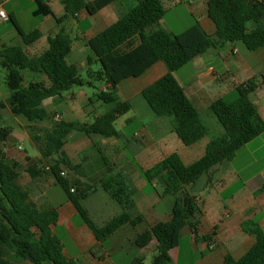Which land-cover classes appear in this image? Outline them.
<instances>
[{
	"label": "trees",
	"instance_id": "trees-1",
	"mask_svg": "<svg viewBox=\"0 0 264 264\" xmlns=\"http://www.w3.org/2000/svg\"><path fill=\"white\" fill-rule=\"evenodd\" d=\"M114 1L63 0L65 13L57 17L49 1L35 0L34 15L52 16L60 26L58 33L48 38V48L36 56H30L20 46H7L0 50V65L7 71L6 83L11 90L10 97L0 106L9 108L12 115L23 116L31 123L49 117L42 106L47 99L60 103L64 99L63 94L73 87L93 85L90 80L110 85L109 90L98 95V99L117 103L116 106L91 124L56 119L44 136H34L41 158L27 170L31 177L50 172L99 242L125 225L136 227L145 218L144 215L133 217L131 214L136 206L135 189L127 177L120 173L109 174L100 181V187L121 205L123 212L102 227L95 224L83 201L96 192L98 186L74 188L72 192L69 181L61 175L64 168L76 169L65 157L67 136L78 131L89 138L120 139L121 132L115 123L133 107L128 101H116L118 85L126 79L141 77L154 64L163 62L167 73L145 87L141 94L155 115L172 118L173 131L184 145L191 146L209 136V128L175 78V72L209 49L227 43L242 42L249 51L264 47V26L260 23L264 16V0H210L208 16L216 26L215 36H210L198 21L179 34L151 31L165 17L167 9L163 0H138L127 15L85 42L93 54L88 57L90 80L83 79L78 67L68 61L74 39L64 23L84 9L94 15ZM9 21L17 28L26 46L41 39L39 29L26 33L14 16ZM251 21L258 26L249 31L247 25ZM94 64H99V71H92ZM25 70L45 74L48 82L26 83ZM257 88L254 80H250L237 86L231 96L220 98L211 105V111L224 132L207 144L204 155L198 160L186 164L175 152L144 171L149 183L154 180L162 183L163 197L175 196L170 221L152 225L135 240L139 248L157 241V253L152 264H171L170 252L179 246L182 232L187 227L197 242H208L215 234L199 236L204 197L195 193L193 187L215 166L233 159L238 150L264 133V120L250 99V94ZM12 131L9 126L1 127L0 142L7 143ZM47 167H50L49 171ZM19 177L18 163L0 157V264H19L22 261L31 264H79L65 255L63 245L53 233L59 219L57 209L41 210L20 185ZM257 192H264V183ZM241 228L255 238V243L239 259L226 254L225 264H264V229L254 220L244 221Z\"/></svg>",
	"mask_w": 264,
	"mask_h": 264
},
{
	"label": "crops",
	"instance_id": "crops-1",
	"mask_svg": "<svg viewBox=\"0 0 264 264\" xmlns=\"http://www.w3.org/2000/svg\"><path fill=\"white\" fill-rule=\"evenodd\" d=\"M209 1L210 0H163V3L167 9V13L185 3V9L192 15V20H187L185 26H191L190 24L193 25L195 21H198L210 36H215L216 26L208 16ZM30 2L31 5L35 4V0H30ZM137 4L138 0H115L112 4L94 15H90L84 9L76 16L70 17L64 23L68 33L74 39L70 55L74 53L77 45L76 43L79 42L84 44L86 49L91 51V49L86 46L85 42L127 15ZM166 4H168V6L171 4V6L166 7ZM49 5L55 16L61 17L64 15L65 5L63 4V0H49ZM0 8L4 9L1 5ZM34 11L35 8L31 6L29 15L31 14L32 17H37L34 15ZM7 14L9 19L11 16L17 19L24 32H31L23 27L17 9H12V11H10V13L7 12ZM260 23L264 26V16L261 18ZM249 24H252V26L250 27ZM247 26L248 30L252 31L258 26V23L251 21ZM35 29H39L42 32L41 39L27 46L28 48L22 47L30 56H36L47 49L48 38L56 35L60 26L57 24L54 17L47 16L43 17L40 22L35 23V27L32 31ZM156 30H165L172 34H178L175 33L171 26L166 25L163 20L151 28V31ZM20 37L22 38L21 35ZM15 40L17 41V35L14 34V32L8 31L1 34L0 50L7 46H16L13 43ZM43 40H46V44H43L41 47L42 51H39L40 49H37V51L30 50L36 43ZM237 43L238 42L227 43L224 46L209 49L205 54L194 58L189 63L192 65L190 70L183 74H179L181 73L179 72L181 69L175 72V78L183 87L186 95L199 111L200 115L204 110H211V105L216 100L231 96L237 86L254 80L258 88L250 94V99L256 105L260 116L264 120V47L250 52L251 56L249 54L243 55L240 50L235 47ZM209 53L211 57L219 59L223 64V70H217L212 63L210 64L208 63L209 61L207 62L203 59V56ZM89 56L92 55H88V57ZM26 71L27 70L23 71V75L24 72L27 73ZM97 71H99V69L94 72ZM31 73H27L28 78L24 75L26 83H30L31 81L48 82V78L45 74ZM166 73L167 68L165 64L163 62H157L139 78L145 79V83L150 82V85ZM130 79L131 78L122 81L116 90H119L120 86L124 85ZM99 83L102 91L109 90V84L104 81H99ZM133 89H136V84L134 83L128 82V84L124 86L125 91ZM143 89H140L141 92ZM63 97L64 99L60 103H56L52 99L44 101V103H51L53 105L51 110L44 107V103L42 106L48 113L50 111L60 112L57 115L59 119L65 121L82 120L80 122L85 123L84 121L87 120L88 113L76 107L74 103V100L77 98L76 93L69 90L63 94ZM6 100L7 99H3L2 102H6ZM134 118L135 117L129 116L127 113L117 120V122L124 121L125 123L122 124V130H118L121 132L120 139L104 138L102 136L89 138L84 133L78 131L70 133L66 138L64 147L65 157L76 166L74 170L67 168L63 169V171L67 173L66 178L71 187L75 189H85L92 185L98 186L96 192L83 201L85 209L89 212L90 217L97 226H104L123 212L121 205L113 200L110 195L100 187V181L105 176L109 174H123L135 189L134 198L136 206L131 211V214L133 217L144 215V221L136 227L131 225L123 226L103 242L97 240L95 234L84 222L75 205L69 200L65 190L63 188H56L58 187L56 180L50 172L43 173L37 177H31L29 175L27 170L41 158L39 151V154L35 157L25 156L19 158H14L13 154L6 152L8 153V162L18 163L20 171L19 183L29 193L30 199L34 201L41 210L49 208L57 209L59 219L52 229L53 233L63 245L65 255L69 259L76 260L79 264H140L141 261L145 264L147 252L156 253L158 245L156 240H153L144 248H139L135 244V240L139 234L148 230L152 225L162 221L157 213H153V210L160 198H163L162 193L164 186L158 180H154L151 183H149L147 179L143 180V186L145 182H148L152 187L151 192L144 193L143 191L142 195L136 198L138 188L135 185L134 179L136 177L140 178V172L144 174V171L147 170L144 169L143 164L150 163L153 164V167L164 157L175 153L173 152L175 148L183 147L181 146L183 143L173 131V128L169 131H163V124L159 122L156 127L149 129L142 123V129L134 135L140 138L139 144L135 145L133 148L135 150L134 152L138 155L137 162L136 164L130 162L124 154L125 151L123 147H129L130 142L127 141V137L123 130L127 129L128 124L132 123ZM261 137H264V133L256 139ZM213 138L214 137L207 136L199 141L202 144L198 159L204 155L207 144ZM10 139L11 136L8 141H10ZM125 139L126 142L124 141ZM88 147L96 149L99 157H101L105 151H116V156L111 160L104 157L105 166H101L100 169H94L90 166L88 156L85 153ZM176 153L181 156L186 164H191L198 160L194 159L191 161L193 155L191 151ZM108 165H113L117 171L115 173H109L107 171ZM255 180H257V182L254 188L249 189V186H251L252 182ZM263 183L264 175L261 174L249 178L244 182L241 174L232 166L227 165L226 162L215 166L208 175L201 177L193 187L195 193L204 197V216L201 219L199 229L205 227V232L203 235L199 236H204L209 233L215 234L208 242L200 243L196 241L192 230L187 227L191 237L190 244L183 245L180 240L179 246L172 249L170 252L172 258L171 264H184L185 261L191 264V259L186 253L187 248L191 251H201L200 259L196 260L193 264H225V256L228 253L235 259L241 258L255 243V238L253 236L243 232L241 224L247 220H254L264 229V192H257ZM232 188L237 189L229 194V190ZM188 189H191V187H188ZM135 210L139 211L134 214ZM215 227L216 230H214ZM211 244L215 246L213 250L210 249Z\"/></svg>",
	"mask_w": 264,
	"mask_h": 264
},
{
	"label": "rangeland",
	"instance_id": "rangeland-1",
	"mask_svg": "<svg viewBox=\"0 0 264 264\" xmlns=\"http://www.w3.org/2000/svg\"><path fill=\"white\" fill-rule=\"evenodd\" d=\"M49 1V0H47ZM0 5L4 8V10L8 13L12 11V9H17L19 12V17L21 19V23L23 27L27 31H32L35 27L36 22H40V20L43 19V17H32L31 14L29 15V9L34 7L36 9V4L31 5L30 0H0ZM171 6V4H169ZM168 4H166V7H169ZM192 20V15L185 9V3L179 5L176 9H174L171 12L166 13L165 17L162 19L166 25L171 26L172 29L175 31V33H182L186 29H188L190 26H185V23L187 20ZM35 22V23H34ZM4 24L0 23V35L3 33H6L8 31H11L12 33L17 35V41L15 40L13 43L16 46L20 47H27L24 43L23 39L20 37L19 31L14 26V24L11 21L3 22ZM192 23V22H190ZM189 25V24H188ZM192 26V24H190ZM250 27L252 24H249ZM43 44H46V40L40 41L34 45V47H31V51H37V49L41 50V47ZM76 49L72 55L69 56L68 61L70 63L76 64L79 72L83 79L90 80V77L88 76V70L90 69V66L88 65V55H92L91 51L89 49H86L85 45L82 43H76ZM235 47L240 50L241 54L247 55L251 54L245 45L242 42H238ZM28 48V47H27ZM89 52V53H88ZM88 53V54H87ZM251 56V55H250ZM203 59L205 61H209L208 63H212L214 67L217 70H223V64L219 61L218 58L211 57V54L204 55ZM192 67L191 64H187L179 72V74H183L184 72H187ZM93 71H96L99 69L98 64H94L91 67ZM233 70V69H232ZM27 73H31L30 71H26ZM27 73L24 72V75L26 78H28ZM32 74V73H31ZM6 76L7 71L0 65V103L3 101V99H8L11 95V90L9 89L7 83H6ZM180 76V75H179ZM145 79L143 78H131L128 82L136 84V89L125 91L124 86L125 84H128L126 82L124 85L120 86L119 90H116L115 95L117 97V102H130L132 104L133 109L128 112L129 116L135 117L132 123L128 124L127 129L123 130L127 141L129 143V147H124V154L125 156L130 160V162L135 163L137 162V153L134 152L133 149L135 145L139 144L140 138L138 136H134L135 133H137L139 130L142 129V126L144 123L147 128H153L156 127L157 123L163 124L162 130H170L172 128V118L171 117H159L153 113L149 105L147 104L146 100L143 98L141 94V90L147 85H149L150 82H144ZM93 82V85H86L83 87H73L70 91L76 93V100H74V103L77 108H80L81 111L85 110L86 113H88L87 120H85V123H90L95 120L96 117L101 116L102 114H105L109 111H111L117 103L109 102L106 103L104 101H101L98 99V95L102 92L101 85L99 81L96 80H90ZM5 103V102H3ZM44 107L51 110L53 105L51 103H44ZM50 117L47 118L44 121H38L31 123L29 122L25 117L23 116H15L12 115L9 108L0 106V128L1 127H11L13 129L11 134L10 141H7V143L0 142V157L7 158V154H13L14 158L19 157H25V156H31L35 157L37 156L38 150L35 146L34 136H44L47 131H49L52 126L53 122L56 119H59L57 115L60 112H54L50 111ZM202 119L205 121L207 127L209 128V136L211 137H219L223 134L224 130L221 124L219 123L217 117L214 115V113L211 110H204V112L201 114ZM82 121V120H80ZM122 124H125L124 121L116 122L115 127L117 130H122ZM30 136V137H29ZM31 138V139H30ZM126 142V139L124 140ZM181 142V141H179ZM182 144V143H180ZM201 142L197 143L194 146H186L181 145L183 147L181 148H175L173 152H179L183 153L186 151H191L193 153L191 161L196 160L199 157V153L201 151ZM125 145V144H124ZM23 147V150H19V147ZM8 152V153H6ZM116 151H105L103 152V155L101 157L98 156L96 149L93 147H88L86 150V154L89 159L90 166L94 169H100L101 166L104 165V157L106 159H112L116 156ZM227 165L232 166L237 172L241 174V176L244 179V182L252 177H255L256 175H264V137H261L259 139H255L254 141L248 143L244 147H242L240 150L237 151L233 159L225 161ZM224 163V162H223ZM153 164L145 163L143 164L144 169H149L152 167ZM100 166V167H99ZM107 171L109 173H115L117 170L113 165L107 167ZM141 177H136L135 185L138 188V194L136 195V198H139V196L142 195V192L144 193H150L152 187L148 184V182H145V185L143 186L142 181L146 180L144 174L140 172ZM257 180L253 181L251 186H249V189H253L255 183ZM58 187L56 188H62L60 185L57 184ZM237 188H232L229 190V194L233 193ZM175 203V196L169 195L165 196L163 198H160L159 202L155 205V209L153 210V213H157L160 216V219L162 221H170L171 219V212L172 208ZM139 210H135L134 214L138 212ZM152 213V214H153ZM158 216V217H159ZM188 228L184 229L181 235V242L183 245H189L190 244V234L188 233ZM205 232V227H201L199 229V235H203ZM201 243V242H200ZM199 243V244H200ZM201 249V247H200ZM152 250V249H151ZM153 251V250H152ZM154 252H147V258L145 260V264H152L154 256L152 255ZM188 257L191 259V264L196 262V260H199L201 257V251L200 250H190L187 248L186 251ZM13 260L14 258L11 257ZM19 264H31L28 261H22L19 262ZM49 264V263H46ZM184 264H189L188 261H185Z\"/></svg>",
	"mask_w": 264,
	"mask_h": 264
},
{
	"label": "built area",
	"instance_id": "built-area-1",
	"mask_svg": "<svg viewBox=\"0 0 264 264\" xmlns=\"http://www.w3.org/2000/svg\"><path fill=\"white\" fill-rule=\"evenodd\" d=\"M7 21H9V16L7 12L4 9L0 8V23L7 22ZM19 150H23V147L20 146ZM46 169L49 171L50 167H47ZM61 175L63 177H66L67 173L65 171H62ZM71 191L74 192L75 191L74 188H72ZM214 248H215L214 244H211L210 249L213 250Z\"/></svg>",
	"mask_w": 264,
	"mask_h": 264
}]
</instances>
